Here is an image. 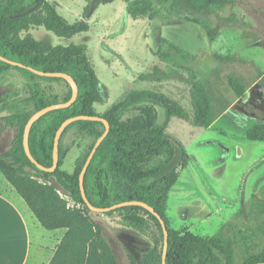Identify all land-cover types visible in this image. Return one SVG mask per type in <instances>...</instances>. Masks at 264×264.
<instances>
[{
    "label": "rangeland",
    "instance_id": "374dc122",
    "mask_svg": "<svg viewBox=\"0 0 264 264\" xmlns=\"http://www.w3.org/2000/svg\"><path fill=\"white\" fill-rule=\"evenodd\" d=\"M10 1L26 5L31 0ZM150 1L157 17L133 20L126 12L128 4L120 0H48L70 24L82 19L84 9L89 8L85 19L88 31L65 39L43 27H30L19 36L24 38L29 34L49 48L84 46L101 84L99 99L94 104L99 116L111 105L122 102L132 91L162 93L190 112L189 84L181 79L204 84L214 113L218 114L213 125L200 129L172 118L166 130L189 155L187 167L179 171L178 181L169 192L164 222L167 239L168 231L172 230L211 239L221 246L228 245L233 252V264H246L259 256L264 257V143L244 138L246 128L264 121L260 112L261 83L256 81L257 72L264 74V0H235L233 6L212 7L203 12L193 10L181 0L165 4ZM209 33H214L211 41ZM169 44L182 54L171 49ZM159 53L168 54L172 62L160 61ZM213 56H229L233 60L217 61ZM153 68L170 74L169 78L137 79L140 74L151 73ZM236 73L253 83L256 81L252 100L237 103L221 113L234 98L223 80ZM58 79L39 76L34 79L44 96L57 104L65 101L69 87L71 95L73 92L70 82ZM28 83L27 75L14 69H7L0 75V118L12 112H34L28 101ZM154 107L141 105L131 110L122 118V126H143L144 116L150 115V110H154L153 123H162L164 110ZM48 121L49 118L43 119L35 128V143L46 131ZM104 130L105 124L74 125L64 129L57 148V161L58 151L63 154L60 171L70 175L77 168L82 169ZM15 136V129L0 121V154L9 149ZM39 144L45 156L52 159L53 142L51 145L41 140ZM166 157L163 153L155 158L147 169L162 164ZM87 188L93 196L99 194L110 202L116 200L105 160L95 161L87 177ZM61 197L69 207H79L67 195L61 194ZM132 214L142 218L140 228L125 222L126 212L93 215L103 225L119 264H127L129 251L138 261L154 247L160 254L163 252L164 239L157 223L141 211Z\"/></svg>",
    "mask_w": 264,
    "mask_h": 264
},
{
    "label": "trees",
    "instance_id": "16d2710c",
    "mask_svg": "<svg viewBox=\"0 0 264 264\" xmlns=\"http://www.w3.org/2000/svg\"><path fill=\"white\" fill-rule=\"evenodd\" d=\"M120 1L128 4L126 12L133 20L140 18L152 20L157 17V11L154 10L150 0ZM156 1L159 4H165L170 0ZM181 1L193 10L202 12L212 7L222 8L235 4V0ZM89 11L90 9L86 7L82 19L70 24L48 0H31L26 5H18L10 0L4 3L0 0V56L38 71L65 74L71 77L77 86V98L70 107L48 112L32 124L29 133L31 155L40 165L50 168L52 159L45 156L39 141L46 140L52 145L57 130L68 118L80 115L102 117L108 123L109 131L97 148L84 176V189L89 202L97 208H106L127 201H141L152 207L166 222L165 210L169 192L178 181L179 171L185 169L189 162V155L184 146L167 134L168 123L170 119L177 118L193 127L208 129L213 125L218 114L214 113L211 96L204 84L197 80L191 81L178 77L189 84L190 112L162 93L132 91L122 102L111 105L103 116H99L95 112L94 104L99 99L101 84L89 62L85 47L69 45L49 48L37 42L29 34L24 38L19 36L20 32L30 27H43L56 37L71 38L88 31L89 24L85 19ZM213 35L214 33L208 34L209 41L212 40ZM169 47L182 54L181 50L172 44H169ZM158 58L162 62H172L168 54L159 53ZM213 58L217 61L233 60L229 56H213ZM7 69L22 72L29 78L28 101L33 105L34 112L29 114L12 112L0 118L1 122L16 131L9 149L0 154V175L24 201L43 229L66 230L49 264H119L105 237L103 225L96 221L93 215L110 216L113 213L126 212L125 222L140 228L143 220L134 216L132 212L141 211L157 223L163 238L158 220L143 208L128 206L104 214H93L83 202L79 190L78 176L81 169L77 168L70 175L60 171L63 159L60 151H58V165L53 172L41 171L29 161L21 142L24 127L32 114L57 103L44 96L39 85L34 82V79L38 78L37 75L0 61V75ZM169 75L153 68L151 73L140 74L137 79L159 81L162 78H169ZM256 78V81L261 83L262 109L260 112L264 116V74L257 72ZM53 80L59 79L53 78ZM223 82L233 94L234 99L243 97L247 89L255 83L238 73L227 75ZM2 95L5 96L6 93ZM70 98L69 87L64 102ZM231 103L222 109L221 113L226 111ZM141 105L162 107L165 113L162 123H153L154 110H150V115L144 116L143 126L123 127L122 118ZM47 118L49 121L46 131L35 143V128ZM74 125L103 126L101 122L76 121L69 124L65 130ZM244 138L250 142L264 143V121L246 128ZM163 153L167 156L165 161L148 170V165ZM98 159L107 162L111 173L116 192V200L113 202L99 194L93 196L87 188V177ZM61 194L67 195L79 207H69ZM216 254H219L221 258ZM232 254V249L228 245L221 246L219 242L202 239L189 232L168 231L165 264H233ZM161 258L162 253L160 254L156 247L149 250L139 261L129 251L127 264H161ZM257 263H264V257L259 256L246 264Z\"/></svg>",
    "mask_w": 264,
    "mask_h": 264
},
{
    "label": "crops",
    "instance_id": "0c3cea01",
    "mask_svg": "<svg viewBox=\"0 0 264 264\" xmlns=\"http://www.w3.org/2000/svg\"><path fill=\"white\" fill-rule=\"evenodd\" d=\"M254 85L243 97L233 98L229 108L245 100L251 102ZM40 228L24 201L0 175V264H49L66 230L43 232Z\"/></svg>",
    "mask_w": 264,
    "mask_h": 264
},
{
    "label": "water",
    "instance_id": "95a60500",
    "mask_svg": "<svg viewBox=\"0 0 264 264\" xmlns=\"http://www.w3.org/2000/svg\"><path fill=\"white\" fill-rule=\"evenodd\" d=\"M0 61L5 63V64H8L10 66H13V67L26 69V70L30 71L31 73H33L39 77L61 78V79H64V80L70 82L72 85L73 92H72L71 98L67 102L53 104V105H50L48 107H45V108L35 112L28 119V121L24 127L23 136H22L23 150H24L26 157L29 159V161L33 165L36 166L37 169H39L41 171H46V172H53L56 170L57 165H58L57 148H58L59 136H60L61 132L65 129V127L68 126L69 124L76 122V121H95V122H101V123L105 124V130H104L102 136L94 144L89 156L87 157L85 164L83 165V167L80 171L79 177H78L79 190L81 193L82 200L91 212L97 213V214H104V213L114 211V210L119 209V208L128 207V206H137V207L143 208L144 210H146L150 214H152L158 220V222L162 228L164 247H163V252H162L161 264H165V255H166V248H167V230H166V226H165L163 219L159 216L158 213L155 212V210L152 207H150L148 204L141 202V201H127V202H122V203L115 204V205H112V206L106 207V208H97L89 202V200L86 196L85 189H84V175L86 173L87 167H88L95 151L97 150L98 146L102 143V141L105 139V137L107 136L108 131H109V125L102 117L80 115V116H76V117L66 119L61 124V126L57 130L55 137H54L53 149H52V166L50 168H45L42 165H40L31 155L30 148H29V131H30L32 124L35 121H37L40 117L45 115L46 113L54 111V110H60V109L68 108L75 102V100L77 98V86L74 83V81L71 79V77H69L65 74H62V73H57V72L38 71V70H35L31 67H27L21 63L9 60V59L2 57V56H0ZM257 264H264V263H257Z\"/></svg>",
    "mask_w": 264,
    "mask_h": 264
},
{
    "label": "flooded vegetation",
    "instance_id": "af4514ba",
    "mask_svg": "<svg viewBox=\"0 0 264 264\" xmlns=\"http://www.w3.org/2000/svg\"><path fill=\"white\" fill-rule=\"evenodd\" d=\"M124 244H125V246H126V242L124 241Z\"/></svg>",
    "mask_w": 264,
    "mask_h": 264
},
{
    "label": "bare ground",
    "instance_id": "6f19581e",
    "mask_svg": "<svg viewBox=\"0 0 264 264\" xmlns=\"http://www.w3.org/2000/svg\"><path fill=\"white\" fill-rule=\"evenodd\" d=\"M71 84V83H70Z\"/></svg>",
    "mask_w": 264,
    "mask_h": 264
}]
</instances>
